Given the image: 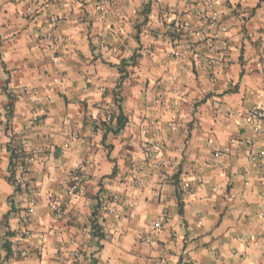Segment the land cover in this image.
Returning <instances> with one entry per match:
<instances>
[{
    "label": "crops",
    "instance_id": "0c3cea01",
    "mask_svg": "<svg viewBox=\"0 0 264 264\" xmlns=\"http://www.w3.org/2000/svg\"><path fill=\"white\" fill-rule=\"evenodd\" d=\"M192 1L0 0V264H264V121L246 120L264 108V0H212L229 27L214 69L177 56Z\"/></svg>",
    "mask_w": 264,
    "mask_h": 264
},
{
    "label": "built area",
    "instance_id": "2783aa9c",
    "mask_svg": "<svg viewBox=\"0 0 264 264\" xmlns=\"http://www.w3.org/2000/svg\"><path fill=\"white\" fill-rule=\"evenodd\" d=\"M112 1L115 2L116 0ZM192 2L193 4L191 12L199 21V24L196 25L191 21L181 20L172 30L174 41L179 47L177 56L183 57L184 53L189 51L192 53L193 57L198 56L201 65L203 64V61L206 60L207 64H209L212 69H214V67L223 68L226 64L224 55L225 49H227L229 46L227 38L229 27L225 20H223L220 12L212 4V0H193ZM103 5V3L98 4L99 9L103 10ZM50 22L52 24H57L58 18L55 15H51ZM205 27L206 30L204 29ZM48 37L53 41L62 39L57 35H50ZM199 46H202L203 51L199 50ZM210 49L216 50L215 55L208 54ZM113 119L114 118L111 114L106 116V122L108 124H111ZM246 120L252 124L254 133H259L261 131L260 122L264 121V108L255 107L250 110L246 115ZM72 137L78 139L80 137L79 131L73 130ZM248 144L252 145L253 140H248ZM16 145L19 147L18 150L21 159V171L23 174H26L34 162L35 155L33 150L30 149L28 140L26 138L19 139V143L15 144L13 147H16ZM148 152H150V149ZM149 155H151V153ZM258 156L264 157V150H260ZM82 170L83 167H79L76 170L77 177ZM21 184L28 193L31 194L33 192V188L27 182L24 176L22 177ZM77 189L78 179H75L68 188V195L75 196L77 194ZM116 198L117 195H112V197L110 196L107 200H104L103 203L99 205V208L96 209L94 220L97 225H99L98 220H101V217L104 213H108L113 210V207L110 205V203H112V200L114 201ZM34 203L35 200L33 198L30 199V204L28 207L29 213L34 211ZM51 208L56 215H62L65 212V206L60 202H53L51 204ZM160 225L161 221L157 220L154 224V227L157 228ZM28 254V250L25 249L20 252L22 257H26ZM155 264L167 263L163 260H160L155 262Z\"/></svg>",
    "mask_w": 264,
    "mask_h": 264
},
{
    "label": "trees",
    "instance_id": "16d2710c",
    "mask_svg": "<svg viewBox=\"0 0 264 264\" xmlns=\"http://www.w3.org/2000/svg\"><path fill=\"white\" fill-rule=\"evenodd\" d=\"M125 123H126L125 117L123 113H120L116 125L114 127L108 126V129L114 133H118L122 128H124ZM18 149H19L18 145H16V147H12L11 151L13 157H17V158L20 157V153ZM92 228L94 235L99 239H101L103 237V233L101 232V227L96 224L95 220H93L92 222Z\"/></svg>",
    "mask_w": 264,
    "mask_h": 264
}]
</instances>
